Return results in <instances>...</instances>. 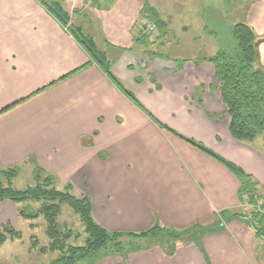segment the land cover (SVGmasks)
<instances>
[{
    "label": "crops",
    "instance_id": "crops-1",
    "mask_svg": "<svg viewBox=\"0 0 264 264\" xmlns=\"http://www.w3.org/2000/svg\"><path fill=\"white\" fill-rule=\"evenodd\" d=\"M55 1L70 25L80 16L96 21L112 74L142 109L91 61L43 0H0V111L18 102L0 114L3 169L36 156L74 197H88L93 219L109 232L139 233L154 225L183 230L210 225L221 212L250 211L237 176L178 134L251 176L261 196L256 200L264 203V151L229 134L212 66L188 58L177 70V58L150 59L135 46L143 3L155 0L101 1L100 7L90 0ZM246 23L264 36V0L249 4ZM258 52L264 68V42ZM9 207L18 223L12 202L1 209ZM224 227L203 239L205 260L196 247L180 246L171 258L136 253L126 264L153 258L159 264H264V241L244 218Z\"/></svg>",
    "mask_w": 264,
    "mask_h": 264
},
{
    "label": "trees",
    "instance_id": "trees-1",
    "mask_svg": "<svg viewBox=\"0 0 264 264\" xmlns=\"http://www.w3.org/2000/svg\"><path fill=\"white\" fill-rule=\"evenodd\" d=\"M90 1L93 7H100L101 1L111 6L114 0ZM43 4L63 26L69 25V17L59 2L43 0ZM139 19L142 23L144 21L151 23L155 28V32L152 37L151 34L138 32V28L136 38H134L136 39L134 42L135 46L141 50L143 55H148L150 59H170L169 57L171 56H165L160 52L157 53L160 45H162L161 41L166 36V22L160 19L155 9L145 2L139 13ZM77 30L80 31L79 28ZM231 33L235 42L232 51H222L213 56L196 59L193 64L197 66L201 62H207L212 66L214 78L218 85L220 102L224 107L223 116H226L228 119L229 134L237 142L255 147L256 140L264 136V68L259 65L258 52V45L264 41V38L257 36L253 29L244 22L235 24L231 29ZM73 37L89 55L91 61L107 75L117 88L142 109L134 96L124 89L123 85L112 74L111 62L106 52L97 50L95 42L89 36L83 35L80 38L79 35L74 33ZM153 48H156V50ZM185 61L181 59L175 61L177 70L181 67V63ZM83 67L84 65L74 71ZM198 90L195 98H197V103L200 105L201 93ZM17 103L4 108L0 111V114ZM208 116L215 120H221L223 118L222 116L216 115ZM159 125L161 128L173 132L168 127L162 124ZM176 135L183 141L222 163L237 176L240 183V197H247V202L251 206V210L244 214L243 218L254 229L255 235L264 240V206H261V212H255L254 210L257 204L256 199H260L261 197L257 182L251 176L245 174L240 168L219 158L200 143L184 138L178 134ZM42 173L45 174L37 167L33 172L34 186H27L24 189H14L10 184L19 175V170L15 167L8 169L0 168V203L10 201L16 205L25 203L39 204L36 209H19L18 215L28 221H34L42 217L45 223V236L48 242L45 246L38 247V240L35 236H31L30 250L37 249L41 255H45L46 253L56 254L54 259L44 264H78L85 260L92 262L97 258L99 259L105 253L107 255H115L118 253L124 255L126 245L123 244V239L129 240L127 243L128 251L139 250L140 242L146 244L155 243L162 246L165 245V249L169 248L171 250L169 255H173L177 247L176 245L186 239H191L192 234H195V236L199 235L201 239L208 234L225 230L217 221L220 218H217L210 225L201 226L197 224L183 230L163 228L159 225H154L146 231L139 233L109 232L93 219L88 197H74L70 193V185L68 184L65 190L58 191L52 188L55 184V178L46 175L44 180L40 181V174ZM62 206L70 208L79 219L85 236L83 243L80 245L72 242L78 239L79 236L77 234L74 235L71 229L65 227V225H61L57 221V217L60 214V207ZM221 213L225 214L223 217H220L223 218L222 220L227 221L226 224L239 219V213ZM20 239H22V233L17 228H13L7 222L1 225L0 248L7 241L12 242ZM194 240L195 242L191 243L199 246L198 240L196 238Z\"/></svg>",
    "mask_w": 264,
    "mask_h": 264
},
{
    "label": "rangeland",
    "instance_id": "rangeland-1",
    "mask_svg": "<svg viewBox=\"0 0 264 264\" xmlns=\"http://www.w3.org/2000/svg\"><path fill=\"white\" fill-rule=\"evenodd\" d=\"M253 1L256 0H155V3L154 5H152V7L159 15V18L166 22V36L161 41L162 45H160L157 53L160 52L165 56H171L181 60L188 58L196 60L204 57L213 56L218 52L232 51L235 46V42L231 33V29L235 24H238L240 22L246 23L249 4H251ZM60 4L62 6V3ZM62 8L64 7L62 6ZM78 18L80 19L76 20V18L75 21L71 22V25L69 23L68 32L72 36L74 33H76L77 35H79L80 38L83 35L89 36L95 42L97 50L100 51L101 49H104L105 47L103 45V42L99 41L98 38V31L95 25L96 21H92L90 17L83 18V16H80ZM143 24L144 23H142V21L139 22L138 32L140 31V33H142ZM77 28H79L80 31H78ZM153 33L151 32L152 37ZM261 38H264V36H262ZM263 42L264 41H262L261 43ZM153 49L156 50V48ZM144 56L148 57V55ZM142 57L143 56H141V58ZM41 89L39 88L36 92L32 94V96L40 94L41 92L39 91ZM198 92L201 93L200 90H198ZM254 146L264 151V136L259 137L256 140ZM14 167L19 170V175L14 178L10 184L11 187L14 189H24L27 186H34L35 181L33 180V172L34 169H36L37 167H39L45 173L40 174V181L44 180L46 175H50L55 178V184L54 186H52V188L60 191L65 190V187L67 186L66 183L60 182L56 175H53V173H51L50 171L45 170L38 162L36 156L30 157L24 162H21V164L16 165ZM0 168L2 167L0 166ZM70 193L72 194L71 190ZM262 201L263 200H257V204L260 207V210L261 206L264 205ZM5 202L10 201H3L0 203V222L2 223L1 225L5 224L6 222L10 223L13 228H16V225H18L21 231L20 229H17L22 233V239L12 242L7 241L1 246L0 264H44L54 259L56 257V254L46 253L45 255H41L37 249L30 250L31 236H35V238L38 240V247L45 246L48 242L45 236V223L42 217L34 221L20 219L17 223V220L12 218L13 216L11 215L10 207L4 210L1 209L2 205ZM12 204L15 206L16 209L18 208L17 213L19 209H36L39 206V204L37 203H25L21 205H16L14 203ZM237 213H239V219H243L244 214H246L247 212H243L242 210ZM221 214L220 216L222 217L225 215L223 213ZM222 219L223 218L220 217V219H218L217 221L219 222V225L224 227L226 226L227 221H224ZM57 221L61 225H65V227L71 229L74 235L77 234L79 236L78 239L73 241L71 240L74 244L80 245L83 243L85 237L83 234V228L80 225L78 217L72 212L70 208H68L67 206L60 207V214L57 217ZM247 225L249 224L247 223ZM205 226H207V224H205ZM250 228L252 229L251 226ZM223 231L208 234L205 237L209 235L221 234L223 233ZM252 231L254 232V229H252ZM203 237L200 239L199 235L195 236V234H192L191 239H186L181 243L177 244L176 250L180 246L196 247L205 260L207 256L202 245V241L205 238ZM257 237L255 238L257 239ZM194 238L198 240L200 244L199 246L191 243L195 242ZM123 242V244L126 245V248L124 250L126 252L124 253V255L120 253L115 255H107L105 253L101 257H99V259L97 258L98 260L96 259L92 262H87L85 260L79 262L78 264H126L129 262L128 259L131 256H136L134 255L136 253H161L163 254V256L171 258L176 252L175 250L173 255H169L171 250L169 248L165 249L164 244V246H162L160 244L155 243L146 244L141 242L139 244V250L128 251L127 243L129 242V240L123 239ZM186 242L189 243L186 244ZM255 248L256 247H254V249ZM153 259L155 260H152L151 264H159L158 259Z\"/></svg>",
    "mask_w": 264,
    "mask_h": 264
},
{
    "label": "built area",
    "instance_id": "built-area-1",
    "mask_svg": "<svg viewBox=\"0 0 264 264\" xmlns=\"http://www.w3.org/2000/svg\"><path fill=\"white\" fill-rule=\"evenodd\" d=\"M144 24V26L142 25V34L143 33H145V34H151V32L153 33V32H155V28H154V26L151 24V23H149V22H143ZM255 211L256 212H260L261 210H260V207L258 206V204L256 205V207H255Z\"/></svg>",
    "mask_w": 264,
    "mask_h": 264
}]
</instances>
